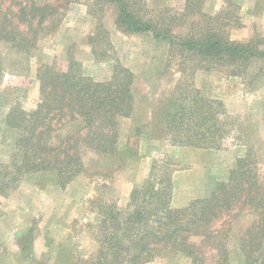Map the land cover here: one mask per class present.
Returning a JSON list of instances; mask_svg holds the SVG:
<instances>
[{"label": "rangeland", "instance_id": "obj_1", "mask_svg": "<svg viewBox=\"0 0 264 264\" xmlns=\"http://www.w3.org/2000/svg\"><path fill=\"white\" fill-rule=\"evenodd\" d=\"M34 1L60 6L63 17L54 30L40 33L30 52L0 42L4 63L0 78V170L15 172L12 153L16 136L5 119L16 105L28 111L37 105L40 63L71 55L82 72L97 81L110 80L119 63L134 74V108L119 121V154L110 157L86 150V171L64 186L50 177L42 180L33 175L19 176L4 188L3 180L0 182V264H91L100 247L98 237L104 232L100 221L107 216L104 212L125 210L135 190L142 191L135 202L140 207H161L159 200L148 197L151 185L167 188L172 207H184L208 196L239 157H254L264 175V58H254L246 69L233 75L231 67L181 52L149 32H123L116 25L113 5L95 0ZM19 2L25 4L26 0H4L1 8L17 10ZM185 3L145 0L142 13L156 20L177 18L176 31L183 34L195 35L198 29L217 25L231 39H254L264 50V0H204L203 11L215 18L210 22L183 15ZM101 31L107 34L100 35ZM92 38L98 51L107 49L109 56L102 59L94 55ZM172 95L188 96L185 104L195 96L221 101V117L229 130L225 144L221 148L194 147L181 143L185 134L168 135L165 109ZM76 129V124H70L64 133ZM254 219L246 211L227 219L225 227H232L227 239L230 264H242L239 238ZM20 241L26 243V250ZM260 254L264 260V249L256 253ZM215 260L214 251H208L206 264H215ZM146 264L194 263L184 255L164 253Z\"/></svg>", "mask_w": 264, "mask_h": 264}, {"label": "trees", "instance_id": "obj_2", "mask_svg": "<svg viewBox=\"0 0 264 264\" xmlns=\"http://www.w3.org/2000/svg\"><path fill=\"white\" fill-rule=\"evenodd\" d=\"M95 1L115 7V22L123 32H149L181 52L231 67L233 75L246 69L254 58H264V50L254 39L247 42L231 39L220 26L208 25L190 35L176 31L177 18L147 17L142 13L145 0ZM3 3L0 0V42L19 51L30 52L37 46L40 33L54 30L63 17L60 6L52 3L26 0L25 4L18 3L17 10L10 6L2 10ZM203 4L204 0H186L183 15L210 22L214 17L203 11ZM105 33L101 31L100 35ZM95 42L92 38L94 55L102 59L109 56L107 49L98 51ZM3 65L0 54V78ZM36 76L40 98L35 108L28 111L16 105L5 119L16 136L12 155H15L13 172L17 175L6 170V176L0 170L1 188L20 179L19 176L31 175L42 180L50 177L64 186L86 171L83 157L86 150L117 156L120 118L133 112L134 74L119 63L110 80L97 81L85 75L79 62L68 55L40 63ZM187 97L170 96L165 109L168 135L185 134L186 140L181 141L184 145L221 148L229 133L221 117L223 103L195 96L189 97L185 104ZM70 124H76L77 129L64 133ZM140 193L133 192L125 210L114 208L104 212L107 216L100 220L104 232L98 237L100 247L91 264H146L164 253L181 254L194 264H206L210 250L214 251L215 264H230L227 239L232 227L225 224L228 218L238 217L243 211L253 214L255 219L239 238L244 255L242 264H257L258 260L264 264L262 254L256 255L264 249V175L251 155L239 157L228 176L218 180L208 196L196 198L184 207H172L167 188L155 189L152 185L148 197L159 200L161 207H140L135 203ZM25 244L19 242L23 250L28 248Z\"/></svg>", "mask_w": 264, "mask_h": 264}]
</instances>
